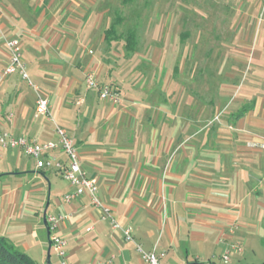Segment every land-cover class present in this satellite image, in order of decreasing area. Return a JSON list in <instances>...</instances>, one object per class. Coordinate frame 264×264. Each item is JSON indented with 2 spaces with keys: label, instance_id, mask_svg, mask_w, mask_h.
I'll return each mask as SVG.
<instances>
[{
  "label": "crops",
  "instance_id": "0c3cea01",
  "mask_svg": "<svg viewBox=\"0 0 264 264\" xmlns=\"http://www.w3.org/2000/svg\"><path fill=\"white\" fill-rule=\"evenodd\" d=\"M258 1L257 18L264 9V0ZM95 4L0 0V131L42 144L55 141L56 121L74 141L82 171L95 180L99 200L118 227L102 219L86 195L62 202L73 191L63 179L66 187L57 186L52 202L49 198L45 204L44 181L49 192V178L61 177L36 170L34 162L27 171L19 149L0 148V178L30 176L26 184H6L0 237L10 241L19 232L22 246L38 247L45 263V212L46 217L67 216L56 229L67 244L66 264H147L134 244L124 240L125 228L143 251L163 254L159 264H214L233 242L264 255V34L259 33L255 45L260 49H253L251 35L244 32V16L240 17L239 31L230 34L225 64L217 65L221 78L210 83L194 79L182 60L179 90L174 93L171 85L178 66L158 70L156 63L143 61L135 68L139 72L128 70L127 63L113 69L94 55L104 41L96 35L101 19L92 14ZM7 38L19 40L35 89L17 74L3 76ZM156 52L149 56L154 58ZM241 52L256 64L248 68ZM220 55V49L214 50L215 61ZM140 67L150 69L152 81ZM88 74L114 86L120 104L101 101L86 85ZM162 74L164 84L155 79ZM38 94L48 99L53 122L35 117ZM54 157L65 160L59 151ZM23 214L34 217L32 223L15 225ZM10 217L15 219L7 221ZM39 223L45 239L40 231L34 232Z\"/></svg>",
  "mask_w": 264,
  "mask_h": 264
},
{
  "label": "rangeland",
  "instance_id": "374dc122",
  "mask_svg": "<svg viewBox=\"0 0 264 264\" xmlns=\"http://www.w3.org/2000/svg\"><path fill=\"white\" fill-rule=\"evenodd\" d=\"M95 1L96 4L91 11L94 16H99L98 19H101L96 30V35L99 40L104 37V31H106L113 21L119 17L122 22L116 27V35L118 36L121 34L125 36V33H127L128 30L134 31L137 38V49L133 57L127 61L128 58L124 56L123 41H113L109 46L102 41V44L99 42L100 44L97 47L95 46L96 50L93 51L94 55H98L99 58L105 59L113 69L120 68L127 63L128 70L138 71V69L135 68L143 61L152 62L153 64L156 63L158 70L161 66L163 69L165 65H170V67L172 66L173 68L178 66V71L175 72L174 80L172 81L173 84L171 85L173 86L172 90L174 93L179 90L176 83L180 80L179 69L181 68L182 60L185 65H189L188 67H190L191 71L190 75L194 79H202L203 81L206 80L210 83L212 81L217 82V79L221 78V74L218 73L219 68L217 65L225 64L223 62L225 61V56L228 55V50L230 48V34L239 31L240 17L244 16L246 21L244 22V32L251 35V46H253V49L256 48L257 51L260 49L255 45H259L257 43L259 33L260 35L264 34L263 25L257 28V16L261 7V5L258 4V0ZM216 49L221 50V55L219 56L220 60H216L218 63L213 56L214 50ZM152 50L157 51L154 58L149 56V53L153 52ZM240 56L241 59H244L243 61H245V63L247 62L248 68L250 64H256L252 59V56L248 59L249 55L247 53L245 54L241 52ZM151 59H153V61H151ZM214 65L217 67H215V71H213ZM245 65H242V67H245ZM202 69L204 70L202 72L203 75L201 74ZM139 70L142 73L146 71V76L148 75L146 78L152 81L153 74L150 73L151 71L149 72L150 69L146 70L140 67ZM191 76L189 77L192 78ZM245 76H247V74ZM164 77L165 75L162 74L161 78L155 76V79L164 84ZM105 86L115 88L108 83L105 84ZM54 123L56 125L58 124L56 121H54ZM21 160L25 164L24 166H27V171L31 170L33 160L27 156H23ZM24 166L23 168H25ZM23 176L18 177L16 180H13L15 179V176H9L8 179L11 180H3V178H0V203L2 201V193L9 190L6 184L11 185L10 181L13 183L19 181L26 184L30 179V176L26 173ZM41 179L42 177H40V180ZM61 179L62 178L59 177L56 179L54 177L53 179H51V177L49 178L51 184L49 192L48 185L44 181L45 187L42 189V200L45 204L49 201V198L50 202H52L57 186L60 190L66 187L67 184L64 182L65 180L63 181ZM32 218L34 219V217L24 216L23 214L22 219H19V221L16 220L17 224L15 225H19V222L21 224L23 221L31 224L33 221ZM12 219L10 217L7 221ZM7 225L8 222L1 224L2 229H7ZM23 231H25V228H23ZM34 232H39V235L44 234L43 238L45 237L42 223H39V226L34 228ZM15 236L17 238H13V240L8 241L6 239L13 248L22 253L28 254L37 264H46L45 259V263H42L40 260L38 247L30 244V247L24 248L18 240L20 236L19 232ZM241 249L242 252L237 255L239 256L238 260L236 259L237 257H235L236 254L232 253L229 256V261L224 263L220 258V254L213 260V263L264 264V255L260 254L257 250L252 252L250 246L244 248L241 247ZM49 260L51 264H58V259L52 250L50 251Z\"/></svg>",
  "mask_w": 264,
  "mask_h": 264
},
{
  "label": "built area",
  "instance_id": "2783aa9c",
  "mask_svg": "<svg viewBox=\"0 0 264 264\" xmlns=\"http://www.w3.org/2000/svg\"><path fill=\"white\" fill-rule=\"evenodd\" d=\"M257 25L264 26V9L258 17ZM4 46L8 53V63L3 70V76L17 74L21 80L35 89L27 75L25 64L22 60L19 40L16 38H7L4 41ZM85 82L89 89L96 91L101 101L111 102L114 105L120 104L121 97L115 88L100 84L90 74L86 76ZM34 115L35 117L50 119L53 122L49 114V101L39 94L35 102ZM53 124L55 141L40 144L24 137H13L5 131H0V148L19 149L25 156L33 160L36 170L53 171L58 174L73 187L71 193L62 197V202L71 203L86 195L90 199L91 205L102 212L101 218L110 220L112 227L117 228L118 226L113 221L109 210L104 208L99 200L95 180L87 177L81 169L74 141L67 135L62 127L56 125L54 122ZM262 147L264 148V143ZM57 151L65 157V160L54 157V153ZM45 220L49 231L51 248L60 259V264H66L65 247L67 244L65 240L56 235V229L60 223L67 220V216H47ZM235 229V225L231 226L229 233L233 234ZM122 232L124 240L134 244L136 252L145 263L159 264V257H162L163 254L157 256L154 250L150 252L143 251L142 248L134 242L129 228L123 229ZM241 252L242 249L239 243H228V247L223 250L220 258L226 263L229 261L230 254H240Z\"/></svg>",
  "mask_w": 264,
  "mask_h": 264
},
{
  "label": "trees",
  "instance_id": "16d2710c",
  "mask_svg": "<svg viewBox=\"0 0 264 264\" xmlns=\"http://www.w3.org/2000/svg\"><path fill=\"white\" fill-rule=\"evenodd\" d=\"M122 22L119 17L113 21L109 28L104 31V42L109 46L113 41H123L126 58H131L136 53L137 38L134 31L128 30L126 35H116V27ZM101 84V83H100ZM104 85V84H102ZM0 264H37L27 254L22 253L0 237Z\"/></svg>",
  "mask_w": 264,
  "mask_h": 264
},
{
  "label": "water",
  "instance_id": "95a60500",
  "mask_svg": "<svg viewBox=\"0 0 264 264\" xmlns=\"http://www.w3.org/2000/svg\"><path fill=\"white\" fill-rule=\"evenodd\" d=\"M46 215H45V212L43 214V221L44 223L46 224ZM47 237H48V248H47V255H46V264H50V250H51V243H50V240H49V231L47 230Z\"/></svg>",
  "mask_w": 264,
  "mask_h": 264
}]
</instances>
